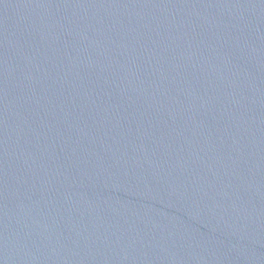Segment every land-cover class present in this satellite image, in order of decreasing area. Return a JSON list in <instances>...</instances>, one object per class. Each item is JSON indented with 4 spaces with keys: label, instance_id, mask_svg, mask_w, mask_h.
Here are the masks:
<instances>
[{
    "label": "water",
    "instance_id": "obj_1",
    "mask_svg": "<svg viewBox=\"0 0 264 264\" xmlns=\"http://www.w3.org/2000/svg\"><path fill=\"white\" fill-rule=\"evenodd\" d=\"M0 264H264V0H0Z\"/></svg>",
    "mask_w": 264,
    "mask_h": 264
}]
</instances>
